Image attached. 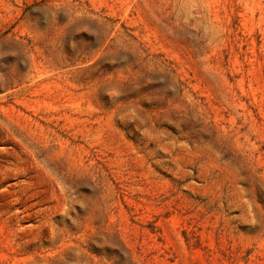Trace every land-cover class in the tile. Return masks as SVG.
<instances>
[{
	"label": "rangeland",
	"instance_id": "obj_1",
	"mask_svg": "<svg viewBox=\"0 0 264 264\" xmlns=\"http://www.w3.org/2000/svg\"><path fill=\"white\" fill-rule=\"evenodd\" d=\"M0 264H264V0H0Z\"/></svg>",
	"mask_w": 264,
	"mask_h": 264
}]
</instances>
